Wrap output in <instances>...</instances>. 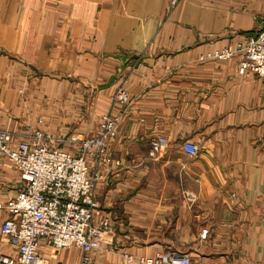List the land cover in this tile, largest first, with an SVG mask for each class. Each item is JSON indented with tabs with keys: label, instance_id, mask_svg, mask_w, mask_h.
<instances>
[{
	"label": "crops",
	"instance_id": "crops-1",
	"mask_svg": "<svg viewBox=\"0 0 264 264\" xmlns=\"http://www.w3.org/2000/svg\"><path fill=\"white\" fill-rule=\"evenodd\" d=\"M263 27L264 0H0V129L84 137L121 115L93 190L111 227L92 264H264V79L212 57ZM18 183L0 155V226ZM15 253L0 231V255ZM79 259L39 250V264Z\"/></svg>",
	"mask_w": 264,
	"mask_h": 264
},
{
	"label": "built area",
	"instance_id": "built-area-1",
	"mask_svg": "<svg viewBox=\"0 0 264 264\" xmlns=\"http://www.w3.org/2000/svg\"><path fill=\"white\" fill-rule=\"evenodd\" d=\"M177 1L170 0L172 4ZM212 57L239 58L242 70L264 79V27ZM114 100L121 104L128 102L120 88ZM119 121V114L105 113L95 133L84 137L73 133L54 137L30 128L15 141V134L0 129V155L10 159L19 174L15 195L3 205L8 216L0 226L16 253L0 255V264H39L42 245L53 251L75 247L80 250L78 264H92L90 253L101 249L102 238L111 227L109 217H96L99 209L93 190L104 178L102 170L113 166L107 145L116 136ZM71 144L76 146L73 151L62 147ZM182 145L189 153L196 152L187 141ZM157 147V142L152 143V150ZM123 256L136 264L192 262L187 252L176 251L152 256L124 253Z\"/></svg>",
	"mask_w": 264,
	"mask_h": 264
},
{
	"label": "rangeland",
	"instance_id": "rangeland-1",
	"mask_svg": "<svg viewBox=\"0 0 264 264\" xmlns=\"http://www.w3.org/2000/svg\"><path fill=\"white\" fill-rule=\"evenodd\" d=\"M120 119H121V115H120ZM99 123H100V122H99ZM71 134H72V133H71ZM152 143H154V142H152ZM107 148H108V145H107ZM75 149H76V148H75ZM112 159H113V158H112ZM115 162H116V161L113 159V164H115ZM113 164H112V165H113ZM118 164H119V163H118ZM105 250H106V249H105ZM107 250H108V249H107ZM107 250H106V251H107ZM130 263H131V262H130ZM132 263H134V262H132ZM135 264H136V263H135Z\"/></svg>",
	"mask_w": 264,
	"mask_h": 264
}]
</instances>
